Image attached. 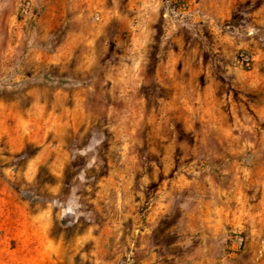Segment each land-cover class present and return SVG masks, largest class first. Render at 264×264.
Returning a JSON list of instances; mask_svg holds the SVG:
<instances>
[{"label":"rangeland","instance_id":"rangeland-1","mask_svg":"<svg viewBox=\"0 0 264 264\" xmlns=\"http://www.w3.org/2000/svg\"><path fill=\"white\" fill-rule=\"evenodd\" d=\"M0 264H264V0H0Z\"/></svg>","mask_w":264,"mask_h":264}]
</instances>
